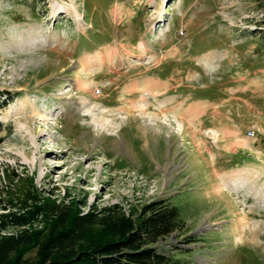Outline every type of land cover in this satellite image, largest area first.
I'll return each mask as SVG.
<instances>
[{
    "label": "rangeland",
    "instance_id": "1",
    "mask_svg": "<svg viewBox=\"0 0 264 264\" xmlns=\"http://www.w3.org/2000/svg\"><path fill=\"white\" fill-rule=\"evenodd\" d=\"M7 92L1 188L170 199L187 264H264V0H0Z\"/></svg>",
    "mask_w": 264,
    "mask_h": 264
},
{
    "label": "trees",
    "instance_id": "2",
    "mask_svg": "<svg viewBox=\"0 0 264 264\" xmlns=\"http://www.w3.org/2000/svg\"><path fill=\"white\" fill-rule=\"evenodd\" d=\"M5 96L0 106L12 99ZM18 181L0 185V264H187L177 253L195 237L170 199L127 211L118 203L59 199L34 176ZM175 235L181 239L168 243Z\"/></svg>",
    "mask_w": 264,
    "mask_h": 264
},
{
    "label": "bare ground",
    "instance_id": "3",
    "mask_svg": "<svg viewBox=\"0 0 264 264\" xmlns=\"http://www.w3.org/2000/svg\"><path fill=\"white\" fill-rule=\"evenodd\" d=\"M60 12L61 11H71L73 12L76 16L80 15V12L78 11V8L74 5L72 7H67L65 9H58ZM123 50L127 51L126 53L128 54L129 52H133L130 48L128 49V47L126 45H123ZM140 49H141V52H145L147 51L146 49V45L144 42H140ZM108 50V49H107ZM119 51H121V47L120 45H116L114 47H110V49L108 50V55L107 57L109 59H111L113 57V55L117 54ZM99 60L103 62L104 58H103V55H100L99 56ZM152 82V81H151Z\"/></svg>",
    "mask_w": 264,
    "mask_h": 264
}]
</instances>
